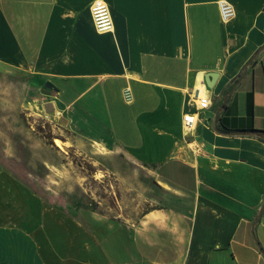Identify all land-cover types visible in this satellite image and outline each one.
Returning <instances> with one entry per match:
<instances>
[{
    "label": "crops",
    "instance_id": "crops-1",
    "mask_svg": "<svg viewBox=\"0 0 264 264\" xmlns=\"http://www.w3.org/2000/svg\"><path fill=\"white\" fill-rule=\"evenodd\" d=\"M104 1L113 31L99 34L92 0H0L2 159L23 104L61 138L57 155L114 161L122 193L114 215L91 209L83 226L0 162V264H264V0H226V24L218 0ZM201 80L210 107L185 135ZM45 171V189L83 181L67 161Z\"/></svg>",
    "mask_w": 264,
    "mask_h": 264
},
{
    "label": "rangeland",
    "instance_id": "rangeland-1",
    "mask_svg": "<svg viewBox=\"0 0 264 264\" xmlns=\"http://www.w3.org/2000/svg\"><path fill=\"white\" fill-rule=\"evenodd\" d=\"M17 80L14 77L15 87L12 90V98L15 102L26 103L29 100L28 95H23L20 83ZM206 88L208 91L211 90L207 86ZM22 105L18 106V118L13 122V125H10L13 136L8 142L12 145L13 156L9 161H5L0 153L2 165L11 171L16 178L23 181L33 193L45 200L47 206L60 209L62 212L70 214V216H75L74 219L83 226H90V221L86 219L85 214L91 209L99 213L111 209L108 212L114 215L116 209L119 208L115 202L116 197L122 193L115 177L105 169L114 161L99 160L93 162L89 158H94L96 154L90 156L79 155L71 150L66 151L63 158L57 155L53 146L59 148L55 146L54 140H52L51 123L47 122L43 125L38 120L32 122V118H29L30 123H28ZM56 138L61 141L60 137L56 136ZM4 141L0 139V144L4 145ZM61 160L78 167L79 176L83 178L81 185L79 184L78 187L65 186L59 190H54L55 188L45 189L46 187H43L41 182L46 175L45 165L58 163ZM142 178L146 181V177L143 176ZM129 183L128 186L122 189L127 194L148 195L150 193L148 185L141 186V191H138L133 188V182ZM129 204L127 206L133 208V204ZM128 209L126 207V210ZM146 209H149L148 204H142V210Z\"/></svg>",
    "mask_w": 264,
    "mask_h": 264
},
{
    "label": "built area",
    "instance_id": "built-area-1",
    "mask_svg": "<svg viewBox=\"0 0 264 264\" xmlns=\"http://www.w3.org/2000/svg\"><path fill=\"white\" fill-rule=\"evenodd\" d=\"M217 7L223 23L226 24L233 19L235 15L234 10L228 1L218 0ZM89 11L93 27L97 33L104 34L113 31L111 14L104 0H92ZM124 96L127 101L131 100L129 88L124 90ZM210 103V97L205 93V84L201 80L190 94L188 112L182 116V129L185 135L194 130L197 124L198 112L208 109Z\"/></svg>",
    "mask_w": 264,
    "mask_h": 264
},
{
    "label": "water",
    "instance_id": "water-1",
    "mask_svg": "<svg viewBox=\"0 0 264 264\" xmlns=\"http://www.w3.org/2000/svg\"><path fill=\"white\" fill-rule=\"evenodd\" d=\"M217 78V73L214 72H208L204 75L205 84L208 88H212L215 80ZM226 134H237V132H227Z\"/></svg>",
    "mask_w": 264,
    "mask_h": 264
},
{
    "label": "trees",
    "instance_id": "trees-1",
    "mask_svg": "<svg viewBox=\"0 0 264 264\" xmlns=\"http://www.w3.org/2000/svg\"><path fill=\"white\" fill-rule=\"evenodd\" d=\"M242 75V71H241V73L237 76V77H235L233 80H232V82L234 83V82H236V81H238V79L240 78V76ZM251 108H252V103L250 102V99H249V101H248V103H247V113H249V115L251 114ZM245 120H247L246 118H245ZM224 127V126H223ZM251 130H253V129H250V131ZM256 133H258V131H256Z\"/></svg>",
    "mask_w": 264,
    "mask_h": 264
},
{
    "label": "bare ground",
    "instance_id": "bare-ground-1",
    "mask_svg": "<svg viewBox=\"0 0 264 264\" xmlns=\"http://www.w3.org/2000/svg\"><path fill=\"white\" fill-rule=\"evenodd\" d=\"M53 142H54L55 146H57L59 149H62L63 143L60 140L54 139Z\"/></svg>",
    "mask_w": 264,
    "mask_h": 264
}]
</instances>
